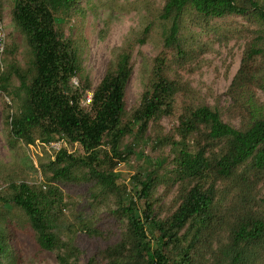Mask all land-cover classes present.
<instances>
[{
  "label": "trees",
  "instance_id": "1",
  "mask_svg": "<svg viewBox=\"0 0 264 264\" xmlns=\"http://www.w3.org/2000/svg\"><path fill=\"white\" fill-rule=\"evenodd\" d=\"M10 1L13 26L27 50L24 67L3 69L6 47L0 59V91L13 103L4 118L10 138L23 146L61 140L78 151L61 148L40 162L38 184L11 182L0 190V264H22L16 246L24 232L38 253H54L57 264H79L78 234L105 238L96 227L99 212L122 231L84 264H264V102L257 96H264V0H162L156 11L161 52L131 112L125 98L132 72L128 51L109 65L88 107L80 102L89 83L71 86L80 58L59 26L79 0ZM228 17L243 18L252 28L227 90L237 126L167 73L170 64L184 68L202 51L186 34L189 26L207 30ZM162 117L174 119L171 133L159 126ZM148 142L154 159L143 157ZM132 157L143 158L142 165L134 173L118 171ZM67 185L85 188L90 210L66 214L61 187ZM161 187L165 195L175 188L164 218L158 212Z\"/></svg>",
  "mask_w": 264,
  "mask_h": 264
},
{
  "label": "rangeland",
  "instance_id": "2",
  "mask_svg": "<svg viewBox=\"0 0 264 264\" xmlns=\"http://www.w3.org/2000/svg\"><path fill=\"white\" fill-rule=\"evenodd\" d=\"M161 6L162 0H79L78 5L64 18L59 29L64 38L74 43L80 58L81 72L75 78L78 88H81L85 81L91 88L86 90L81 98L80 104L83 108H86L83 102L85 95L92 93L105 76L109 65L123 51L130 53L132 67L125 89L126 111L131 112L139 106L141 96L149 83L154 60L161 52L162 28L156 17V11ZM11 9L10 0H0V20L8 51L3 57V69L13 64L24 67L27 59L24 41L16 32L11 20ZM210 24L212 28L207 30L194 25L188 27L186 34L189 37H196V43L201 45L202 51L197 52L184 68L170 64L167 73L171 79L189 84L198 99L207 106L217 108L224 122L237 126L239 119L230 113L231 101L227 96V90L238 70L242 52L252 35V28L247 21L239 17H228ZM147 26H150L148 35L146 41L141 44L138 41ZM227 31L230 33L220 36ZM10 84L14 88L18 85L14 78ZM75 87L77 86H73ZM257 96L264 102V96L260 92H257ZM11 101L10 95L0 91L1 193L7 191L11 182L23 181L28 184L41 182L43 179L38 164L52 160L58 149L66 148L70 153L78 151L77 147L65 144L61 140L49 146H42L38 142L34 146H23L14 142L4 120L7 107L13 104ZM158 124L164 133H171L175 121L173 118L162 117ZM148 133L152 134V131ZM150 148L151 142H148L144 146L143 157L154 159L155 152H151ZM142 163L143 158L139 160L132 157L128 164H121L118 171L134 173ZM61 190L64 202L68 205L65 212L70 217L82 206L91 209L85 204V188L67 185L61 187ZM157 195L162 199V207L158 212L160 218H164L171 211L175 188L165 195L161 187ZM260 197H264V186L260 187ZM96 227L104 233L105 238H90L85 234H78L76 237V243L83 252L79 264L86 263L96 249H103L116 243L122 231L121 227L103 212H99ZM16 247L19 249L22 264H57L54 253L36 251L27 232L18 234Z\"/></svg>",
  "mask_w": 264,
  "mask_h": 264
},
{
  "label": "built area",
  "instance_id": "3",
  "mask_svg": "<svg viewBox=\"0 0 264 264\" xmlns=\"http://www.w3.org/2000/svg\"><path fill=\"white\" fill-rule=\"evenodd\" d=\"M5 50V40H4V34H3V27L1 24V20H0V59L4 53ZM71 86H77L75 88H78V84L76 82L75 78L71 79ZM91 99H92V93H87L84 97V106L88 107L91 104ZM59 150V149H58Z\"/></svg>",
  "mask_w": 264,
  "mask_h": 264
}]
</instances>
